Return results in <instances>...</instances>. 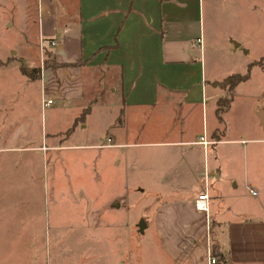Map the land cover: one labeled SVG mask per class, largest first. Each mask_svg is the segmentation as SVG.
I'll use <instances>...</instances> for the list:
<instances>
[{
	"label": "crops",
	"instance_id": "obj_1",
	"mask_svg": "<svg viewBox=\"0 0 264 264\" xmlns=\"http://www.w3.org/2000/svg\"><path fill=\"white\" fill-rule=\"evenodd\" d=\"M8 1L3 6L14 13L7 18L15 29L19 25L21 33L23 28L27 32L12 54L22 60L38 56L33 65H40L43 45L52 41L56 44L47 49L58 63L69 64L43 69L36 79L42 82L43 98L52 99L48 108L71 110L65 136L76 128L87 129L96 109L104 118L114 108L117 117L107 125L113 129L114 143L107 149H126L129 155L130 148L161 147L160 164L167 158L164 151L177 155L168 167L175 187L169 194L174 198L157 199L149 218L158 239V259L151 262L147 257L143 263L264 264V134L258 118L245 124L232 116L235 91L248 88L250 70L257 65L250 64L260 59L241 60V68L222 77L218 65L209 69L194 32L203 0H36L33 34L29 30L35 21L28 6ZM226 40L237 42L228 50L231 55L237 48H246L233 32ZM8 48L11 51L12 44ZM8 52L1 61L9 58ZM248 69L249 78L230 93L214 84ZM260 86L261 96L252 111L263 112L264 122V80ZM226 95L231 100L222 126L216 116L217 102ZM89 105V113L79 120ZM122 110L123 120L117 124ZM194 121L202 128L189 134ZM205 130L206 136L194 139ZM246 134L250 139H245ZM202 139L210 143L204 145ZM248 144L257 155L249 166ZM237 148L246 156L241 167L235 160ZM166 178L162 174L158 182ZM206 189L209 207L201 212L194 199ZM113 195L111 199H122L120 206L125 203V195Z\"/></svg>",
	"mask_w": 264,
	"mask_h": 264
},
{
	"label": "rangeland",
	"instance_id": "obj_2",
	"mask_svg": "<svg viewBox=\"0 0 264 264\" xmlns=\"http://www.w3.org/2000/svg\"><path fill=\"white\" fill-rule=\"evenodd\" d=\"M4 1L8 0H0V58L11 44L8 53L16 51L27 34L19 25L12 26L7 17L14 11L4 7ZM12 1L28 6L35 21L29 30L33 34L36 0ZM201 16L194 32L209 69L218 65L222 77L241 68V60L264 62V0H203ZM232 32L246 48L231 55L228 50L237 42L226 37ZM48 47L52 46L45 41L43 48ZM37 57L24 60L33 66ZM250 72L248 88L235 91L232 116L245 124L258 118L263 135L252 104L261 96L264 70L257 64ZM41 88L42 82L28 80L19 68H0V264H144L147 257L154 262L158 239L149 218L158 200L170 198L175 189L168 167L177 155L163 149L167 158L160 164L161 147L130 148L129 155L126 149H107L114 143L113 129L107 126L117 117L114 108L104 118L96 109L87 129L76 128L65 136L72 112L45 106ZM197 124L193 122L189 134L202 128ZM200 136H206V130L194 139ZM244 137L250 139L248 134ZM253 151L248 144V166L257 156ZM245 157L237 148L236 164L241 167ZM161 167L167 171H157ZM162 174L167 178L158 182ZM114 193L125 195L123 205L120 197L111 199ZM140 219L148 224L143 233L137 229Z\"/></svg>",
	"mask_w": 264,
	"mask_h": 264
},
{
	"label": "trees",
	"instance_id": "obj_3",
	"mask_svg": "<svg viewBox=\"0 0 264 264\" xmlns=\"http://www.w3.org/2000/svg\"><path fill=\"white\" fill-rule=\"evenodd\" d=\"M45 52V58L43 59L42 63L40 65H33L30 66L28 65L24 60L20 58H15V57H9L6 60L1 61L0 60V68H7V67H16L19 68L20 72L30 81H34V79H39L41 72L43 69H49L51 68L52 70H56L59 67H62L64 65H69V64H61L58 63L54 57V53L50 49H44ZM263 59H260L259 61L252 62L250 65L254 64H262ZM250 67V66H249ZM249 69L246 73L240 74V73H235L233 75H229L228 77L224 78L221 81H218L217 83H214L216 86L221 87L222 89H225L226 92L230 93L234 89V87L239 84L240 82L246 81L249 78ZM93 103L96 104L97 102V96L94 97ZM231 100L230 95H226L223 97H220L218 102H217V110H216V116L218 119V123H220L222 126H224L223 123V118L222 115L223 113L229 108V103ZM89 106L85 107L82 110V114L79 118L81 120L88 112ZM123 120V110L120 112V115L117 118L116 123L120 124ZM70 129L67 131L69 132ZM214 249L212 251V254H214Z\"/></svg>",
	"mask_w": 264,
	"mask_h": 264
},
{
	"label": "built area",
	"instance_id": "obj_4",
	"mask_svg": "<svg viewBox=\"0 0 264 264\" xmlns=\"http://www.w3.org/2000/svg\"><path fill=\"white\" fill-rule=\"evenodd\" d=\"M49 44L51 46H54L56 43L55 42H52V41H49ZM42 47V46H41ZM50 103H52V99H44L43 100V104L45 106H49ZM202 143L204 145H207L208 143H210L208 140H203L202 139ZM209 196H208V192H207V189L204 190L203 192H200L196 198L194 199L195 200V208L198 210V211H201V212H207L208 210V207H209V200H208ZM211 262H215V260L213 258L210 259Z\"/></svg>",
	"mask_w": 264,
	"mask_h": 264
},
{
	"label": "water",
	"instance_id": "obj_5",
	"mask_svg": "<svg viewBox=\"0 0 264 264\" xmlns=\"http://www.w3.org/2000/svg\"><path fill=\"white\" fill-rule=\"evenodd\" d=\"M259 119L261 121L262 126L264 125L263 122V112L259 113ZM118 206V204H116ZM146 228V224L144 220L140 219L139 222L137 223V229L139 233H143L144 229Z\"/></svg>",
	"mask_w": 264,
	"mask_h": 264
}]
</instances>
